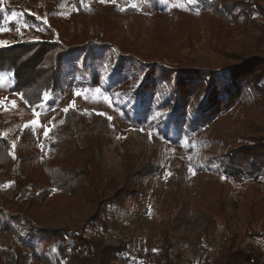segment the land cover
<instances>
[{
  "label": "trees",
  "instance_id": "1",
  "mask_svg": "<svg viewBox=\"0 0 264 264\" xmlns=\"http://www.w3.org/2000/svg\"><path fill=\"white\" fill-rule=\"evenodd\" d=\"M194 1L192 7L196 12L206 8L214 11V2H222ZM261 1L225 2L224 15L216 13L217 17L235 29H248L249 42H241L239 49L232 53L239 70L234 71V66L228 70L234 76L233 81H238L237 75L242 76L246 72L247 89L237 91L229 75L225 78L227 80L210 76L215 70L209 69L206 75L210 77L206 82V76L201 75V70L206 72V68L185 67L190 68L185 79L188 81L186 85L189 84L186 89L196 98V104L189 110L188 104L185 106L180 97L177 76L173 74L170 77L169 74L170 84H176L178 92L175 85L167 89L161 83L152 81V75L160 63L145 62L142 57H138L137 60L143 64L139 63L133 68L135 64L130 60V55H133L129 54L133 52L130 48L123 51L102 39L95 40L94 43L89 42L91 49L78 53L81 60H74L68 59V52L87 47L88 41L69 46L65 51L55 39L46 43L38 38L26 39L30 43L0 47V63L2 58L6 66L0 69L9 72L13 80L12 89L21 92L29 102L41 101L47 92L51 94L65 86L98 85L111 93L114 105L127 121L151 129L176 144L182 138L193 137L198 149H204L199 157L206 155L193 172L183 167L170 175L165 186H171L170 193L176 194L173 198L180 211L172 218L169 216L170 211L167 216L160 217L156 228L142 240L143 251H138L136 257L131 259L130 252H135V238L116 237L119 230L117 214L126 196L141 197L147 192L148 178L155 175L157 169L154 162L151 164L148 161L145 167L134 168L137 158L116 153L120 157V173H124L122 184L114 180L104 182L98 166L93 164L96 155L99 156V146L92 150L79 147L83 125L93 127L96 124L93 117H83L74 111H68L65 120L49 130V136L40 147L35 139H30L24 145L23 141L27 139L21 136L18 145L22 148L16 146L12 150L13 156L7 152V142L0 135V156L5 157L0 162V173L3 174L0 188L11 194L0 204V216L8 217L14 224L11 228L9 224L0 222V233L6 232L12 236L8 241L0 240V258L5 264H50L35 251L34 242H28L27 238H34L31 235L33 231L48 233L58 242L62 237L72 238L70 259H62L68 255L64 246L57 245L62 251L61 257L55 258L57 264H264V194L247 192L246 198L239 203L243 212V228L239 232L230 225L229 215L224 208L225 188L221 186V179L225 176L247 179L248 176H256L264 186L262 164L261 167L255 165L257 158H261V150L256 149L255 144L259 143L257 145L264 148V1ZM159 6L158 10L162 12L173 10ZM125 7L129 8L128 3ZM219 11L221 13L222 9ZM55 48H60L56 54L53 53ZM59 52H66L60 60ZM55 68H58V72L62 70L56 73ZM167 69L163 67V70H159L164 74L171 71ZM129 79H135L136 82ZM226 83L232 87H223L221 92L219 88ZM212 85L215 86L213 91ZM166 91L170 94L165 96L163 94ZM247 92L246 108L231 110L233 103H237L234 100ZM231 97L233 99L230 102ZM229 112L241 117L240 128L228 129L226 137L222 133H212L210 127L209 131H205L218 116ZM88 115L92 116V113ZM77 129L78 132L73 134ZM202 136H206L205 139ZM244 139L247 141L244 142ZM210 142L213 143L211 147L208 146ZM207 149L211 150L209 154H206ZM79 153L82 154L81 163L72 159ZM179 171L182 172L180 175ZM193 175L194 178L198 176V180L193 182V178L188 183ZM139 177L145 181L140 182ZM185 183L197 185L184 194L182 190L187 191ZM60 191L69 198L82 199L90 206L82 224L62 223V217L54 215L57 205L51 204L48 198ZM188 221L203 225L200 232L189 238L178 231L180 224ZM12 229H16L17 233ZM70 231L74 234L71 235ZM109 238H113V242H109L112 241ZM211 238L218 239V243L214 251L209 253L204 241ZM186 243L193 245L191 256L186 251ZM6 246L13 252L12 257L10 251L5 253L3 250Z\"/></svg>",
  "mask_w": 264,
  "mask_h": 264
},
{
  "label": "rangeland",
  "instance_id": "2",
  "mask_svg": "<svg viewBox=\"0 0 264 264\" xmlns=\"http://www.w3.org/2000/svg\"><path fill=\"white\" fill-rule=\"evenodd\" d=\"M156 1L162 7L173 10L167 13L158 10L160 6ZM221 1L219 4L213 0L214 11L206 8L204 11L196 12L193 11L192 7L195 5L194 0H122V2L118 0H103V2L101 0H0V15L2 16L0 19V47L30 43L26 39L38 38L43 43L55 39L63 49L62 51H65V49L70 48L69 46L81 45V43L88 41L87 47L68 52V59L74 60H81L79 54L91 49L89 42L94 43L95 40L100 41L102 39L103 42L114 44L123 51L125 48H130L133 51L129 53L133 54L130 55L132 57L130 60L135 64L133 68L139 66V63L140 65L143 64L141 60H137L138 57H142L145 62L160 63L151 80L161 83V86H166L167 89H172L171 87L175 85L174 88L177 92L179 91L177 86H180V97L185 106L188 104L187 110H189L196 104V98L191 94V91L186 89L189 84L186 85L188 81L185 79L189 75L187 69L190 68L185 67L206 68V72L201 70V75L206 76V82L210 76L227 80L225 79L227 75L229 78L232 77L230 80L232 82L234 76L228 71L229 68L234 66L236 69L234 71L239 70L235 66L237 62L232 53L239 49L241 42L243 44L249 42L248 29L237 30L217 17L216 13L224 15L225 2L230 3L233 0ZM127 3L129 8L125 7ZM188 7H190L189 10ZM219 9H222L221 13ZM106 48L109 51V48ZM59 49L55 48L53 53H58ZM112 49L114 52V48ZM65 54L66 52H59V60ZM3 63L1 58L0 68L6 67ZM147 64L153 65L152 63ZM162 66L171 71L161 73L159 69L163 70ZM209 69L215 70V72L207 76ZM2 70L0 69V135L4 136L3 138L7 142V152L11 156H13L12 150L19 146L21 136L27 139V141H23L24 145L30 139H35L38 145L35 144L40 147L49 136V133L47 137L44 136L45 128L50 130L54 125L64 121L66 113L63 109L72 104L73 106L69 108V111L82 114L80 116L83 117H93L96 124L93 127L83 125L80 130L82 134L79 147L92 150L99 146V156L94 150L95 155H97L96 162L93 164L98 166L104 182L114 180L117 181V184H122L124 173H120L118 164L120 157L116 153H126L130 154L132 158H137L134 168H140L142 165L145 167L148 161L151 164L154 162L157 169L154 172L155 175L152 174L153 176L148 178L149 181L146 180L149 185L147 192L141 197L126 196L124 205L117 214L119 230L116 237L120 239L135 238L133 245L135 252L131 251L130 257L131 259L136 257L138 251H143L142 240L148 236L151 230L156 228L159 218L163 215L167 216L169 211V216L172 218L180 211L173 198V196L176 197V194L170 193L169 187L171 186H165L166 181L172 173L183 169V167L192 172L196 170L197 165L205 159V154L204 157H199L204 149H198L193 137L182 138L176 144L162 138L151 129L127 121L122 117L117 106L114 105L111 93L98 85L65 86L62 89H56L51 94L47 92L46 95H49L46 104L43 99L45 96L42 97L41 101L29 102L21 92L12 89L13 80L9 72ZM54 70L56 73H60L62 69L59 72L58 68ZM142 71L144 72V69ZM192 71L194 70L192 69ZM170 73V77H173V74L177 76V86L170 84ZM196 76H199L197 72ZM237 79L238 81H233V86H236L237 91L247 89L248 75L246 72L242 76L237 75ZM129 81L136 82L135 79H129ZM214 87L212 85L211 91L214 90ZM223 87L232 86H228L227 83L221 85L219 88L221 92ZM215 91L217 92V90ZM74 93H79V95H74ZM167 94L170 92L166 91L163 95L166 96ZM232 99L233 97L230 98V102ZM234 101L237 103H233L231 110L246 108L248 92ZM13 102H15L14 105ZM90 112L92 116L88 115ZM99 113L105 115L102 116ZM108 117H112V119L109 120ZM240 126L241 117L236 116L234 112H229L218 116L205 131L211 128L212 133L215 131L216 135L222 133V136L226 137L225 134L228 129L235 127L238 129ZM77 132L78 129L73 134ZM205 137L202 136L203 139ZM243 141L246 142L247 140L244 139ZM257 144H255V148L261 150V158H257L258 161L256 160L255 165L262 164L264 169V148ZM212 145L213 143L210 142L208 146L211 147ZM21 148L19 146V149ZM210 152L211 150H206V154ZM4 158L0 156V162ZM81 158L82 154L80 153L72 157L79 163L83 161ZM246 160H248L247 156ZM244 169L247 168L244 167ZM181 173L179 171V175ZM2 177L3 174L0 173V181ZM197 177L194 178L193 175L187 182L190 183L193 178V182H195L198 180ZM259 180L256 176H248V179L241 176H225L221 179L223 182L221 186L225 188V212L229 215L230 225L235 231L240 232L243 228V212H241L239 203L244 197L246 198L247 192L254 193L257 191L259 194H264V186ZM139 181L144 182L145 179L139 177ZM195 185L197 184L185 183L187 191L182 190V193L188 194L189 188H194ZM10 196L9 191L0 188V204ZM48 199H50L51 204L57 205L54 215H60L62 223H70L71 225L82 224L90 208L84 200L69 198L65 192L61 191L54 192ZM0 222L9 224L11 228L14 225L6 216H0ZM202 227L203 225L200 223L188 221L180 224L178 231L186 234L189 238L200 232ZM12 230L16 232V229ZM89 230L88 228L87 231ZM70 233L71 235L74 234L73 231ZM31 235L34 238H27L28 242H34L35 251L50 264H57L55 258L62 255L61 248L57 245L64 246L63 248L68 255L62 259H70L71 237L65 239L62 237V240L60 239L58 242L53 240L48 233L33 231ZM11 237L6 232L0 233V240L8 241ZM109 240H112L109 242H113V238H109ZM258 242L261 243V240ZM217 243L218 239L211 238L204 241V246L211 253L217 247ZM5 248L3 249L5 253L10 251L9 255L12 257L11 249L8 246ZM191 249H193V245L188 244L186 247L188 256L192 255ZM4 262L0 258V264H5ZM6 264L14 263L7 262Z\"/></svg>",
  "mask_w": 264,
  "mask_h": 264
},
{
  "label": "snow or ice",
  "instance_id": "3",
  "mask_svg": "<svg viewBox=\"0 0 264 264\" xmlns=\"http://www.w3.org/2000/svg\"><path fill=\"white\" fill-rule=\"evenodd\" d=\"M101 2H103V0H101ZM74 95H79V93H74ZM44 99V103L46 104L47 103V95H45V97L43 98ZM15 104V102H13V105ZM73 105L70 104L68 108H65L63 109V111L65 113H67L69 111V108L72 107ZM37 115H39V113H37ZM99 115H105L104 113H99ZM109 120L112 119V117H108ZM48 133H49V129L45 128L44 130V136L47 137L48 136Z\"/></svg>",
  "mask_w": 264,
  "mask_h": 264
}]
</instances>
